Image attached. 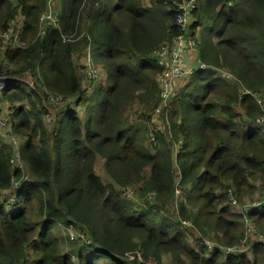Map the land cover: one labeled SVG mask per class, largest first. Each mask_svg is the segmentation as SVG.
Here are the masks:
<instances>
[{"label":"trees","instance_id":"obj_1","mask_svg":"<svg viewBox=\"0 0 264 264\" xmlns=\"http://www.w3.org/2000/svg\"><path fill=\"white\" fill-rule=\"evenodd\" d=\"M181 1L0 0V73L10 78L0 101L24 164L13 165L15 148L0 135V264H264V244L247 259L201 242L237 244L226 190L242 199L253 181L264 187V125L255 124L263 112L251 95L264 93V0L197 2L190 30L208 21L199 60L234 78L194 70L170 103L169 136L151 129L153 55L180 32ZM48 10L55 24L40 20ZM12 27L24 47L4 45ZM87 50L106 72L91 88L76 61ZM53 95L62 102L52 105ZM248 216L264 235V209ZM60 226L85 240L63 237Z\"/></svg>","mask_w":264,"mask_h":264},{"label":"built area","instance_id":"obj_2","mask_svg":"<svg viewBox=\"0 0 264 264\" xmlns=\"http://www.w3.org/2000/svg\"><path fill=\"white\" fill-rule=\"evenodd\" d=\"M51 2H49L50 5ZM177 15H176V25L179 27L180 32L176 34L170 41L163 43L155 52H154V59L158 67L160 68V73L157 77V83L159 86V103L154 109L152 113V120H151V129L154 131H160L161 133L168 134L170 136V126H169V106L172 99L175 97L177 92L182 88L184 85L183 80L187 75H191L194 70L197 69H206L212 68L215 75L219 74V76L224 80H228L231 78L227 74V72L222 71L219 67H212L203 63L199 60L198 53H197V41L195 40L194 33L190 30V24L192 21V12L197 8V1L196 0H182L181 2L177 3ZM41 21H48L51 24L56 23V18L52 11H46L40 18ZM21 32L20 27H12L10 31L2 34V37L5 40H13L16 44H13V47H24L25 44L21 41H18V36ZM196 63V64H193ZM87 66L89 67V74L92 76L91 80L96 78L94 74L93 66H95L92 58L90 57V52L87 50ZM96 67V66H95ZM28 80V79H26ZM232 80V79H231ZM6 76L3 73H0V91L5 89ZM30 81V80H28ZM6 82V83H5ZM29 84V83H28ZM30 85V84H29ZM246 93V92H244ZM264 94V93H263ZM263 94H251L255 99L257 105L262 110V115L259 116L255 123L257 125H264V95ZM50 100L52 101V105H58L62 101L60 97L50 96ZM53 113V110H50L46 114V120L48 122L51 121L50 113ZM10 111H4L0 107V128L6 129L10 133V139L12 145L15 148L14 158L12 163L14 162H22L18 152V143L16 137L12 134L10 128V120H9ZM152 122H157L155 129L152 128ZM9 123V125H8ZM158 124L161 127H158ZM151 140L154 139L153 134H150ZM178 145L176 143L173 144V149L176 151ZM23 168V167H19ZM127 193H132L130 187H125L123 191ZM230 193V191H229ZM1 197V195H0ZM126 197V196H125ZM231 202L234 204L233 197L231 196ZM252 207H258L264 209V197L258 199L252 204H243L242 206L238 207L239 214L241 216L240 225L243 237L238 241L237 244L224 247L217 245L216 243L210 241L207 238L202 237L201 242L206 245L210 250L217 246L222 250V252L227 254H235L241 257H246L247 259H252L253 255V245L255 244H264V235L258 232L248 216V211ZM182 226H189L190 223L188 221L182 220ZM72 227H68L66 229H71ZM70 239H80L85 240V236L78 231V235L74 237L73 234L68 236ZM89 242V241H88Z\"/></svg>","mask_w":264,"mask_h":264},{"label":"rangeland","instance_id":"obj_3","mask_svg":"<svg viewBox=\"0 0 264 264\" xmlns=\"http://www.w3.org/2000/svg\"><path fill=\"white\" fill-rule=\"evenodd\" d=\"M198 2V6H199V0H196ZM113 3H114V0H113ZM231 3V2H230ZM20 21V19H19ZM208 24V21L205 19L203 21V23L193 32L194 33V36H195V40L197 41L199 39V37L201 38V35L204 31V26H206ZM13 44H16V42H13V40H10V44L9 45H13ZM86 53V52H85ZM77 63L79 65H83L84 66V77L82 79V84L85 88H91V86H95L97 85L98 83L100 82H104L105 79H106V72L105 70L102 68L101 65L99 64H96L95 63V66H93V69H94V74L96 76V80L95 81H90L92 76H90L89 74V67L87 66V55H82L80 56L79 58H77ZM193 64H196L193 62ZM220 69L224 72H227V74L230 76L231 78V75L233 77V73L232 71L226 67V66H221ZM189 75H187L185 77V79L183 80L182 83H185L186 80L188 79ZM6 79L8 82L10 80L9 77L6 76ZM233 79V78H231ZM231 79H226V81H228L229 83H231ZM233 81V80H232ZM5 82V83H6ZM27 83L30 84V86H33V82L31 81H28L26 80ZM95 83V84H94ZM6 89V88H5ZM264 95V94H263ZM47 106L49 107H52V105L47 102L46 103ZM52 110V108H49V111ZM84 110V106L83 105H79L76 109V113L77 114H81L82 111ZM240 111V109H238ZM50 116L52 117L51 118V121L48 122L46 120V114L44 115V119L47 123H52L53 120H54V113H50ZM10 123V122H9ZM8 123V125H9ZM157 125V122H152V128L155 129ZM158 127L160 128L161 125L158 124ZM251 126L249 125V128L247 129H250ZM0 135L2 136L1 140H4L5 142H9V137L11 136L10 133L6 130V129H1L0 128ZM14 166H17V167H24V164L22 162H14ZM95 172L101 177L102 181L104 183H107L108 182V177L105 175L104 173V170H103V166H102V161L101 160H97L96 163H95ZM253 185H254V190L251 194H248L246 196H244V198L240 199L239 197L237 198L236 194H235V191L234 190H231V188L227 189L226 192H227V195H226V204L229 206V208L231 209V211L235 214L238 215L239 217V221L241 220V216L239 214V209L238 207L242 206L243 204H252L254 203L255 201H258V199L264 197V187L262 186L261 182L259 181H253ZM131 188V187H130ZM132 190V193H127L126 190L125 191H122V195L123 196H126L128 199H132L133 197V192H134V189L131 188ZM230 191V193H229ZM177 195V192L175 193ZM231 196L233 197V200H234V204L233 202H231ZM2 197H0V200H1ZM255 226V225H254ZM60 235H62L63 237L65 236H70V234H73L74 237H76V235H78V230L75 229V228H71V229H66L65 227H62L60 226ZM240 228H241V225H240ZM257 231H259L257 229V227H255ZM31 262V260H29V263ZM168 262H170V258H168V260H165V263H161V264H169ZM32 264V263H31ZM148 264H153V261L150 260Z\"/></svg>","mask_w":264,"mask_h":264},{"label":"crops","instance_id":"obj_4","mask_svg":"<svg viewBox=\"0 0 264 264\" xmlns=\"http://www.w3.org/2000/svg\"><path fill=\"white\" fill-rule=\"evenodd\" d=\"M10 44V40H6V41H4V45L5 46H7V45H9ZM0 107L4 110V111H6V110H8V108H9V104L7 103V102H3V101H0ZM97 160H100V159H97ZM96 160V161H97ZM102 161V160H101ZM98 175V174H97Z\"/></svg>","mask_w":264,"mask_h":264},{"label":"bare ground","instance_id":"obj_5","mask_svg":"<svg viewBox=\"0 0 264 264\" xmlns=\"http://www.w3.org/2000/svg\"><path fill=\"white\" fill-rule=\"evenodd\" d=\"M204 63V62H203ZM200 70H206V69H200ZM256 124V123H255Z\"/></svg>","mask_w":264,"mask_h":264}]
</instances>
